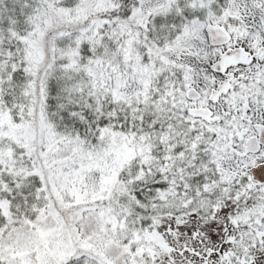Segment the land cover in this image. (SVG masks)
<instances>
[{
  "label": "snow or ice",
  "instance_id": "snow-or-ice-1",
  "mask_svg": "<svg viewBox=\"0 0 264 264\" xmlns=\"http://www.w3.org/2000/svg\"><path fill=\"white\" fill-rule=\"evenodd\" d=\"M0 264H264V0H0Z\"/></svg>",
  "mask_w": 264,
  "mask_h": 264
}]
</instances>
